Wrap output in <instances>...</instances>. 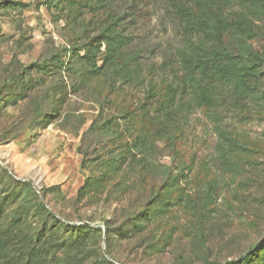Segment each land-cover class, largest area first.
<instances>
[{"label":"rangeland","instance_id":"1","mask_svg":"<svg viewBox=\"0 0 264 264\" xmlns=\"http://www.w3.org/2000/svg\"><path fill=\"white\" fill-rule=\"evenodd\" d=\"M218 2L186 4L204 18ZM233 4L219 13L221 40L251 65L252 51L264 59V0L246 4L253 15L241 38L226 23ZM217 47L208 28L184 34L169 0H0V65L27 67L23 90L11 86L0 98V264L25 261L31 244L56 262H93L109 249L123 261L104 254L112 264H173L180 253L187 264L202 243L222 260L257 246L246 264H264V61L243 106L163 104L172 74L181 83L196 63L180 49L203 57ZM225 131L240 149L226 166ZM41 195L59 220L90 229L78 241L61 227L40 238ZM132 210L144 215L119 234Z\"/></svg>","mask_w":264,"mask_h":264},{"label":"trees","instance_id":"2","mask_svg":"<svg viewBox=\"0 0 264 264\" xmlns=\"http://www.w3.org/2000/svg\"><path fill=\"white\" fill-rule=\"evenodd\" d=\"M169 1L173 6V11L184 34L195 33L202 28H208L211 36L213 37L215 42H217L218 47L210 54L203 57H201L203 54L200 53H197L196 55L195 50H191V52H194V55H189L187 54V52H184L180 49V55L186 63L189 62L188 58L190 57H193V62L196 63L191 64L188 66V68H186V71H184L185 79H183L181 83L177 82V79L179 78L178 74H172V81L168 83L165 88V97L163 101L165 108H176L177 105H182L184 107L187 106L186 104H190L191 101V104L204 105L215 108L217 107V105H219V100H221L222 105L229 101L233 106L237 103H240L243 106L244 103L241 100L247 98L249 94H253L254 92H256L258 88L255 81L256 72L254 66L255 63L264 61L263 55L261 53L252 51V56L250 58V61H252L251 65H241L240 63L238 64L237 59H235V57L229 52V50L221 40V24L219 21V13L222 11V9L228 8L226 5L228 4V1L231 3L230 6H232V1H234L233 5L237 6L238 9L236 10L238 11H230V14H234V19H227L226 23L228 26H231L232 32H234L235 35L241 38L246 30H250V26L249 24H247V21L249 19L246 14L251 16L253 15V13L252 11H246V4L249 2V0H220L222 4H220L219 2L217 4H214L216 5V11H212L211 9H204V18L202 17L203 15L200 12L194 9L192 10L188 7L186 2L189 0H184V2H181V0ZM210 13L214 14L215 20L207 16ZM232 22H234V24L236 25H234ZM104 31H108V29L105 28ZM184 40L187 41L189 39L187 37H184ZM61 47L67 50L68 46L61 45ZM24 68L27 67H11V63L10 65H0V98H2L5 90L10 88L11 86H16L18 89L21 90L22 88L23 90ZM195 71H198L199 73L195 74ZM183 76H181L180 78H182ZM187 87H189V91L191 93V95L189 94V99L182 103H178V96L186 93V90H188L186 89ZM17 98H20L22 100L24 98V92L22 96H18ZM41 117L42 116L38 111L36 116H33V122H39ZM24 118V112L20 116H17V120L23 124ZM29 125L30 123L25 126ZM23 128L24 125L23 127L15 130L6 129V131H3L1 133L2 140H8L12 135L16 134ZM223 134L224 137L222 138V142L218 146V151L220 162L224 166H226L228 160L225 156L227 155V153L229 151L238 152L240 151V149L239 147H236L238 149H235V146L232 145V142L237 139L233 137L231 133L225 131L223 132ZM4 173L7 177H10L7 172ZM153 196L154 198H159L161 196V192L157 190ZM44 197V195H41L39 202L40 207L45 211L46 214L43 220L42 227L38 231V236L40 238L45 232H47L49 235L53 234L54 227H61L66 231H70L71 237L74 240L78 241L79 238H81L86 232V230L90 229L87 223L65 224L64 222L59 220V218L57 217V213L48 205L47 201L43 202ZM45 206L50 207V209H46ZM143 215L144 213H142L141 211H128L127 218L123 219L124 221L122 226L117 229L118 233L122 234V232L125 230V227H128L134 220L142 218ZM104 223L105 225H107L108 220H104ZM200 239L203 240L201 236ZM107 242L108 241H106V245ZM196 242L197 240L194 239L191 247L196 245ZM34 245L35 244H31L27 248L25 261L24 259H22L20 264H76L77 262L76 260L73 262H69V259L59 262H56L54 259H47L45 256H43L42 247H35ZM202 245L204 246V249L197 254V258H186V260H188L187 264H246L251 259V257H257L259 252V248H257V246H255L254 248L250 247L249 251L244 255H241L235 259L232 258L230 260H222L220 259L219 255L212 254L210 248L207 245H205L204 243H202ZM148 246L149 248H155V245ZM6 250L7 248L4 242L0 241V258L5 254ZM155 252H157L156 249ZM104 254H106V256L108 255V257H110L114 261L123 262L121 259L114 256L111 251H109V249H106V253ZM104 254H98L93 262L89 260L84 262L83 264H112V262L108 260V258ZM21 255L24 258V249ZM173 264H185V255L180 253L178 257L173 261Z\"/></svg>","mask_w":264,"mask_h":264}]
</instances>
